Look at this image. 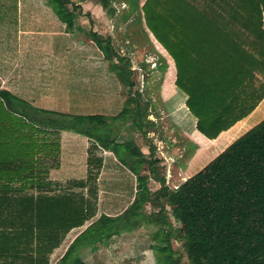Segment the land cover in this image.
I'll list each match as a JSON object with an SVG mask.
<instances>
[{
  "label": "trees",
  "instance_id": "trees-1",
  "mask_svg": "<svg viewBox=\"0 0 264 264\" xmlns=\"http://www.w3.org/2000/svg\"><path fill=\"white\" fill-rule=\"evenodd\" d=\"M85 1L47 3L69 30L85 33L84 43L97 49L129 89L127 103L134 109L119 116L65 115L37 110L0 89V264H50L71 231L88 223L59 264L81 263L82 251L98 252L115 234L144 225L153 229L152 239L158 242L153 250L162 251L159 263L180 264L170 234L163 233V201L177 205L173 211L178 221L190 226L182 240L191 264H264V120L197 174L171 187L160 176L154 146L146 155L132 137L122 139L121 129L127 125L138 132L146 123L154 125L148 120L151 106L133 93L127 51L132 47L123 44L122 52L112 37L79 24ZM143 1L127 0L129 15L118 13L121 0L99 3L115 21V30L132 15L172 59L175 86L186 96L196 130L214 140L250 117L264 101V0ZM159 68L165 73V64ZM62 131L84 136L90 145L86 177L57 191L47 178L50 168L57 167L52 163L60 156ZM104 152L112 153L136 178L132 204L115 216L99 214ZM151 179L160 183V190L150 189ZM149 206L159 211L149 214Z\"/></svg>",
  "mask_w": 264,
  "mask_h": 264
},
{
  "label": "rangeland",
  "instance_id": "rangeland-1",
  "mask_svg": "<svg viewBox=\"0 0 264 264\" xmlns=\"http://www.w3.org/2000/svg\"><path fill=\"white\" fill-rule=\"evenodd\" d=\"M121 2L120 4H116L118 13L120 15H129L130 9L127 5V0H121ZM140 3L143 5L144 1L140 0ZM82 8L84 13L79 19V24L86 31L93 30L104 37H112L114 42L121 47L122 52H126L123 44H128L132 47V52L130 48L127 51L131 62L132 81L135 84L133 93H140L143 97L141 100L146 104L149 102L151 106L150 112L152 116L148 120L154 123V125L146 123L143 132H138L135 126L127 125L121 129L124 133L122 139L125 140L128 137H132L146 155L150 153L149 146H154L156 149L155 156L160 160V164L157 167L160 176L166 178L167 184L171 185V187L181 185L187 180L188 175L181 176L180 172L186 163L188 165L191 164L195 153L200 147H203V144L197 136L189 141L188 137L191 138L190 136L192 135H190L188 130V133L183 130L182 124L184 121L187 127L194 126V123L190 122L193 118L186 111L185 97L178 90L177 95L173 91L175 85L171 74H174L175 66L172 59L151 35L149 37L146 36L142 25L136 23L132 15H130L125 23L121 24V27L117 31L114 29L115 21H112L107 16L99 0H87L82 4ZM37 26L39 28L42 27V29L50 28L42 20H38ZM86 39L85 33L76 32L75 41L77 50H84L85 52H83L82 57L90 56L91 60L81 67V71H76L74 116L98 115L94 113L101 112H107L108 116H119L125 109L133 110L134 105L127 103L130 97L129 89L123 87L118 81L116 75L110 71L107 62L106 66L103 67L105 70L103 68L100 69L102 72L101 76L98 69L96 70L98 75L94 74L93 67L100 66L98 65V58H101V62L104 59L99 56L96 48L87 46L91 43L88 42L87 45L82 44L83 42H87ZM46 44L44 41L41 47L43 52H47ZM38 48L40 49V47ZM81 54L76 53V59L80 58ZM55 55L60 56L57 53ZM122 56L126 55L123 53ZM163 64L166 66L165 73L159 68ZM169 77L172 79L170 78L169 80ZM167 78L168 82L165 83ZM181 114L182 116L185 115L183 122L181 121ZM252 119L254 120V125L257 124L255 120H264V103ZM238 127L241 132L247 128L244 124L238 125ZM124 130H126V133ZM239 130L233 129L235 140H238L237 136L241 133ZM68 132L74 133L72 131ZM145 132H148L147 136H145ZM83 138L86 137L83 136ZM229 140L232 142V139ZM185 142H187V145H185ZM73 156L78 163L83 159V153L80 151L75 152ZM110 156L112 158L107 159L106 173L99 181V214L104 213L115 216L123 213L132 204L137 185L135 177L127 171L128 169L125 170L120 163H117L114 160L113 154ZM201 159L204 162L203 167L214 160L207 153H203ZM111 161L113 164H111ZM76 172L78 174L82 173L81 170H77ZM149 185L153 192L161 189L160 183L153 179H151ZM163 202L165 209L161 211V216L166 221L163 233L170 234L175 259H179L180 264H191L185 255L184 241L182 240L187 235L190 226L183 225L178 221L179 217L173 211L177 205H169L165 201ZM158 211L159 208L152 206H149L147 209L149 214ZM84 229H76V231L71 233L57 254L64 253L67 245ZM152 238L153 229L146 225L134 232L123 235L115 234L111 238L112 241L108 247H101L98 252H93L91 248L82 251L81 263H77L160 264L159 258L162 251L157 253L155 249L153 250V246L158 244V242L153 241ZM59 262L57 263L59 264Z\"/></svg>",
  "mask_w": 264,
  "mask_h": 264
},
{
  "label": "crops",
  "instance_id": "crops-1",
  "mask_svg": "<svg viewBox=\"0 0 264 264\" xmlns=\"http://www.w3.org/2000/svg\"><path fill=\"white\" fill-rule=\"evenodd\" d=\"M38 20L44 21L50 28H39L37 26ZM75 35V29L69 30L67 24L59 19L54 10L48 6L46 0H0V89L6 90L21 100L26 101L37 110L74 115L75 113L73 112L75 111L74 106L76 103V71H81V67L91 60L90 56L82 57L84 50H77ZM44 41L47 43V52L41 50ZM82 44L84 45L85 43L83 42ZM55 53L60 56L55 55ZM76 53H82L80 58L76 59ZM98 65L100 66L93 67L95 75H98L96 73L97 69L99 71L106 66V61L101 62V58H98ZM101 74L102 72L100 70L99 75L101 76ZM171 75L173 76L175 85L176 70ZM167 82L168 78L165 83ZM177 90L175 86L173 90L176 92L175 95L178 93ZM182 95L186 99L183 93ZM263 103L264 101L250 117L239 122L229 131L223 132L214 140L205 138L196 130V120L189 113L185 105L188 115L193 118L190 122L194 123V126L187 127L184 121L185 115L182 116L181 114V121H184L182 124L184 127L183 130L186 133L189 131L190 135H192L190 136L191 138L188 137L189 141L193 137H199L203 147H200L195 153L190 165L185 164L180 172L181 176L187 174L188 178H190L206 167H203L204 162L201 159L203 153L210 155L211 159H216V157L231 146L237 140L233 137V129L239 130L238 125L244 124L247 126L243 132L239 130L241 133L237 136L238 138L255 126L252 117L262 107ZM94 114L108 115L107 112ZM177 114L179 113L177 112ZM32 115L35 119L38 117V120L42 117L41 114ZM255 121L257 124L261 122L258 119ZM229 139H232V142ZM59 143V159L56 163H52L57 167L50 168L47 178V181L53 184L52 188L57 191H60L59 189L62 186L67 187L69 181L80 180L86 177L87 150L90 145L87 138L71 132L69 133L68 131H62L60 133ZM185 145H187V142H185ZM77 151L83 153V159L79 163L73 156ZM110 155H112L110 152H104L102 154L105 166L99 181L106 173L107 159L112 158ZM114 160L119 163L115 157ZM111 164H113L112 161ZM124 169L126 170L125 167ZM77 170H81L82 173L78 174L76 172ZM127 171L134 176L129 170ZM74 231L76 230H72L71 233ZM69 245H67L65 252ZM62 247L63 245L60 248ZM60 248L56 249L52 254L50 264H58L57 262L65 254V252L57 254Z\"/></svg>",
  "mask_w": 264,
  "mask_h": 264
},
{
  "label": "water",
  "instance_id": "water-1",
  "mask_svg": "<svg viewBox=\"0 0 264 264\" xmlns=\"http://www.w3.org/2000/svg\"><path fill=\"white\" fill-rule=\"evenodd\" d=\"M145 1H147V0H145Z\"/></svg>",
  "mask_w": 264,
  "mask_h": 264
}]
</instances>
